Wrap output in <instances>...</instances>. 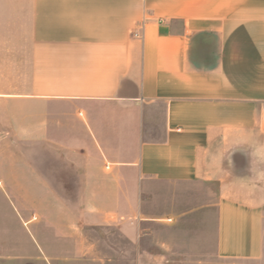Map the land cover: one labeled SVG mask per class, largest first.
<instances>
[{"label": "crops", "instance_id": "obj_1", "mask_svg": "<svg viewBox=\"0 0 264 264\" xmlns=\"http://www.w3.org/2000/svg\"><path fill=\"white\" fill-rule=\"evenodd\" d=\"M4 142L29 148L0 186L34 264L260 260L264 0H0ZM148 181L218 199L149 217Z\"/></svg>", "mask_w": 264, "mask_h": 264}, {"label": "rangeland", "instance_id": "obj_2", "mask_svg": "<svg viewBox=\"0 0 264 264\" xmlns=\"http://www.w3.org/2000/svg\"><path fill=\"white\" fill-rule=\"evenodd\" d=\"M8 142L0 144V167L7 166V164H18L13 160L7 162V157L21 156L26 149H29ZM34 149L31 152L36 156L37 148ZM0 182H2L1 177ZM9 197L10 195H7L0 186V264H34L30 259L18 256L23 254L24 249L28 248V241L22 232V228L13 220V215L7 208ZM217 199L218 186L216 183L178 184L148 181L144 185L142 209L149 217H161L171 212H186L192 207L214 203ZM147 227L150 233L160 235L163 239L167 235L180 236L186 234L183 229L170 230L169 226L161 223H152ZM92 235L99 242L101 253H104L106 245H108L107 239H116V241L119 239L117 232L112 229H95ZM184 246H186L185 243H177L175 254L171 256L169 264H264V255L258 261L215 260L206 257L202 258L199 263L190 262ZM127 248L131 249L129 246ZM145 264L153 263L145 260Z\"/></svg>", "mask_w": 264, "mask_h": 264}, {"label": "clouds", "instance_id": "obj_3", "mask_svg": "<svg viewBox=\"0 0 264 264\" xmlns=\"http://www.w3.org/2000/svg\"><path fill=\"white\" fill-rule=\"evenodd\" d=\"M254 155H257V154L254 153ZM257 158L258 159H264V157H260L259 155H257Z\"/></svg>", "mask_w": 264, "mask_h": 264}, {"label": "built area", "instance_id": "obj_4", "mask_svg": "<svg viewBox=\"0 0 264 264\" xmlns=\"http://www.w3.org/2000/svg\"><path fill=\"white\" fill-rule=\"evenodd\" d=\"M134 36L135 37H140V34L139 33H135Z\"/></svg>", "mask_w": 264, "mask_h": 264}]
</instances>
